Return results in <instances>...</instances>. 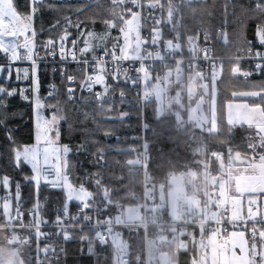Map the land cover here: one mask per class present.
I'll list each match as a JSON object with an SVG mask.
<instances>
[{"label":"trees","instance_id":"trees-1","mask_svg":"<svg viewBox=\"0 0 264 264\" xmlns=\"http://www.w3.org/2000/svg\"><path fill=\"white\" fill-rule=\"evenodd\" d=\"M122 1L44 0L45 5L55 7H45L36 17L34 26L38 30L37 43L46 40L50 35L58 36L62 32V28L67 26L65 17L70 19L78 16L83 21L85 30L82 44L86 34L91 30L102 32L113 21L118 20L123 23L129 18V15L125 13L127 4ZM151 1L153 2V16L159 21L163 32L162 44L168 41L175 43L178 40L181 46L187 50L189 39L197 36L201 25L209 29H216L224 23H228L227 41L225 43L215 42L214 55L217 57H233L236 47L243 44L246 39H257L258 29L264 25V0H185L179 5L180 22L177 24L175 21H171L169 15L171 0ZM15 2L20 11L27 12L29 10L28 0H15ZM58 20L60 24L56 25ZM41 26L46 30L43 33L39 32ZM146 27L151 29L153 26L148 23ZM37 50L40 53L42 51L39 48ZM82 57L91 58V55L86 53ZM2 61L3 58L0 55V65ZM241 66L242 64L236 60L224 59L222 61L220 75L216 83L217 130L215 132L204 131L203 133L202 130H196L188 123L181 126L180 119L173 115L160 116L157 99L148 105L146 113L149 125L144 138L147 141L149 153L147 166L152 174L163 178L169 169H174L180 175L186 173L190 168L201 170L202 165L198 160L202 161L203 157L192 151L191 136L194 131H196L195 135L199 136V139H195L197 140L196 144H204L207 147L206 153L209 151L221 153L225 161L231 152L247 158L251 154L257 156L264 153V143L261 144L259 138L255 137L253 127L232 125L227 120V104L235 100L234 93L264 90L262 75H254L250 79L233 75L235 69ZM65 68L68 75H76L79 81L80 74L74 65H68ZM194 68L199 69L198 65H195ZM52 69L53 66L40 65V94L44 98L48 116L55 113L64 117L61 119L58 129L61 142L71 149L67 155V174L70 182L75 187H83L91 193L90 206L106 207V210L102 209V216L117 215L120 213L121 207L127 208L136 205L138 201L134 197V193L142 188L143 174L136 166H127L125 162L140 160L143 136L139 128L128 127L123 120L112 119V117L123 114L129 108L123 103L111 102L104 107H111L112 111L102 113L98 110L100 105L95 101L79 103V101L69 100L66 93L69 82L62 81L60 69L56 68L55 73ZM175 78L176 74L173 76V79ZM52 84L57 86L58 92L49 95ZM0 86L15 87L18 91L22 88L21 83L15 82L14 72L10 80L0 77ZM28 96V100L23 99L19 94L7 98V108L0 109V113H3L0 115V119H4V125L0 126V179L4 176L10 179V189L0 183V198H3L8 190H12L15 197V186L19 182L21 190L19 202L25 212L35 200H45L44 217L53 220L54 209L60 206L65 192L41 184L38 194H34L33 183L24 179L25 175H33L30 166L22 164L17 167L14 163L13 149L22 148L35 141L34 105L30 95ZM246 100L250 104L260 105L264 109V95ZM48 104L56 105V107H47ZM109 129L116 130V136L120 138L119 143L113 137L104 135V131ZM6 131L11 133L12 141L7 138ZM131 147L135 149L132 150ZM214 159L213 166L217 165L216 159ZM185 190L189 194L192 192L191 187H186ZM204 193L206 192L197 190L196 196L200 198ZM0 200L3 201V199ZM70 205L75 207L76 202H72ZM23 221H31L30 216L25 214ZM20 222L14 221L13 225ZM10 225L11 223L3 215L0 206L1 228L7 229V231H20L21 234L24 233L22 237L28 234L31 242L29 250L28 252L25 249L21 251L25 264H49L42 261L43 245L36 237H33L34 230L13 228L9 227ZM119 230L130 241L132 258L136 259L138 255H141L144 259L146 244L142 230L140 228H121ZM88 234L90 232L87 229L82 231L73 229L72 235L75 238L68 244L67 264H122L116 257L112 242L100 243L88 240L85 237ZM89 241L92 254L87 252ZM162 247L172 257L178 255L176 259L181 261L190 257L188 256L190 250L184 252L179 250L176 253L175 248L167 243H162ZM131 264L146 263L132 261Z\"/></svg>","mask_w":264,"mask_h":264},{"label":"built area","instance_id":"built-area-1","mask_svg":"<svg viewBox=\"0 0 264 264\" xmlns=\"http://www.w3.org/2000/svg\"><path fill=\"white\" fill-rule=\"evenodd\" d=\"M122 2L127 4L125 13L136 19L140 50L135 56H120V76L114 79L112 75H109L107 83L111 87L109 93L111 102H120V95L123 94L124 96L125 102L123 104L129 108L123 113L126 114V118L123 119L126 126H133L141 130L143 141L140 147L142 149L140 160H128L125 165L136 166L142 172L143 185L139 192L134 195L138 201L137 204L120 208V213L117 215H120L121 221L116 220L117 215L102 216V209L106 210V207L101 209L100 215L92 214L90 212L92 206H90L89 200H83L80 215L85 219L72 225L71 229H78L79 231L87 229L90 232L85 236L88 240L100 243L112 242L116 257L122 264H131L132 261L142 262L147 261V259H143L141 255H138L136 259L132 258L130 241L120 233L119 229L121 228H140L146 247L151 242H160L171 245L176 251L181 250L184 245L196 239L215 238L226 248L233 233L248 232L253 234L257 231L264 234V202L261 199L250 194L237 196L235 200L244 204V216L241 219L227 218L228 210L224 201L218 196L214 197L210 191L196 199L185 189H181L178 174L174 169L167 170L163 178L157 174H152L147 166L149 153L147 141L144 138L146 134L145 111L148 105L157 98L155 82L160 79L164 82L180 65L185 67L198 65L199 70L210 73L219 66L221 67L224 59L236 60L242 64L241 67L235 69L233 74L235 77L243 79H250L254 75L264 77V70L256 71L257 64L264 65V58L256 55V53L264 55V43L258 39H246L243 44L236 47L233 57H217L214 55L215 42L225 43L228 38L229 26L228 23H224L216 29H209L201 25L197 36L191 38V42L197 40L191 49L188 48L186 51L181 48L176 49L173 45L161 43L163 32L159 26V21L153 16V2L151 0H123ZM71 20L79 21L80 28L69 27L72 36L69 37L68 47H71L72 39H77L79 41L77 44L78 57L81 60L88 59L91 61V58L80 56L78 51L81 48L84 35V33L82 35L83 21L81 19ZM148 23L153 26L151 29L146 27ZM40 54L44 55V52L41 51ZM104 59L106 70L111 73L114 64L110 57H104ZM3 61L6 62L5 56H3ZM40 65H50L57 69L62 66L65 68L68 65H74L80 74L79 81L86 75L82 64H77L71 60L61 61L59 56L55 58V62L51 58H46L40 62ZM95 72L96 69L90 64L87 68V74H95ZM68 86L76 89L72 98L68 96L69 100L95 101L93 95L82 89L79 82ZM25 88L29 89L28 87ZM101 91L103 89L100 85L93 89V92ZM105 99L107 100L109 97H105ZM131 149L134 150L135 148L131 147ZM9 191L14 221H21L17 225H13V221L9 227L33 229L35 231L33 237H36L43 245L42 261L49 264H67L68 244L73 239L65 241L62 236L56 235L58 229L52 226L53 220L44 217L45 200H38L41 211L35 218L41 216L47 223H36L33 221V216L29 210L33 205L27 212L23 207L15 209L17 201L12 190H8L3 195V200L9 198ZM126 209L140 212L141 219L130 221L124 219L122 213H126ZM70 210L72 213H77V203L75 207L70 205ZM25 214L30 216L31 221H23ZM215 215H219V217L216 218ZM44 233H51L52 235L42 238ZM51 245L55 246V252L49 251L46 257L45 248ZM62 249L63 251H61Z\"/></svg>","mask_w":264,"mask_h":264},{"label":"snow or ice","instance_id":"snow-or-ice-1","mask_svg":"<svg viewBox=\"0 0 264 264\" xmlns=\"http://www.w3.org/2000/svg\"><path fill=\"white\" fill-rule=\"evenodd\" d=\"M45 7L54 8L53 5H45L44 0H28V11L22 12L18 9L15 0H0V54L7 57L8 63L4 66H0V74L5 72L7 68L6 79H11L13 72H15V78L17 81L21 80H31V89L33 94L36 95V109H37V119H36V143L31 146H23L22 148L16 147L13 149L14 153V163L17 167L23 165L30 166V170L33 175H25L24 179L30 183H33L35 190L34 194H38L41 184L50 186L52 188H58L65 192L63 201L60 206L54 209V218L52 226L58 229L56 235L62 236V238L67 241L74 239L72 235L73 229L71 226L80 223L85 219L80 215L81 208L83 207V199L81 196L82 189L80 191L76 190V187L69 181L67 168V154L71 149L67 145H59V129L58 123L61 119H64L62 115L53 114L50 119L44 118L40 114V109L45 107L41 103V99L38 95L40 80H39V68L40 62L46 58H51L55 62V58L59 56L61 61H75L77 64H82L84 66V71L86 75L82 80L77 81L76 75H68L66 69L62 66L60 68L62 81L66 80L69 85L79 82L82 89L91 93L95 99V102L100 105L99 111L102 113L105 111L111 112L112 108H105L104 105L110 104L111 97L109 93L111 91L110 85L107 83V77L112 75L114 79L120 76L119 72V61L120 56L117 55V48L107 47L104 39L96 33H89L88 39L84 41V46L79 48L80 56H84L86 53L92 51V60L88 59L81 60L77 55V44L79 41L77 39L71 40V47H68L69 37L72 36V32L69 31V27L79 29L80 22L73 21L65 17V22L67 26L62 28V32L58 36H48L46 40L37 43L38 30L34 26V22L38 14H40ZM60 21L56 22L59 25ZM53 25V27H56ZM46 31L42 26L39 28V32L43 33ZM259 36L262 43H264V25L259 29ZM98 40V45H93L92 41ZM100 47L103 49V57H97L94 53V48ZM41 49L44 55L40 54ZM257 56L264 55L261 53H256ZM104 57H110L114 67L112 72L109 73L106 70V61ZM17 61H28L31 67H17L13 69L12 64ZM92 65L96 69L95 74H87V68ZM264 70V65L257 64L256 71L260 72ZM53 73L57 71L55 67L52 69ZM249 74H251L249 72ZM126 79V78H125ZM100 85L103 89L101 92H93L95 86ZM28 89H20L7 86H0V109L7 108V98H11L19 94L23 99L28 100L29 96L26 95ZM76 89L74 87L68 86L66 88V93L69 98L73 97ZM58 92V88L55 84H52L50 88L49 95H54ZM109 97V99H105ZM120 102H125L123 94L120 95ZM47 107L55 108L56 105L48 104ZM3 115V113H0ZM7 117L5 116V119ZM126 118V114H121L119 116L112 117V119L123 120ZM4 125V119H0V126ZM105 136L113 137L116 142H120V138L116 136L115 129H109L104 131ZM7 138L12 141V135L10 132L6 131ZM43 145V146H41ZM54 161V162H53ZM6 188L10 189V179L4 176L0 179ZM21 196L20 184L16 183L15 186V199L17 201L16 208L22 207L19 200ZM4 199V198H0ZM6 202L11 204V193L9 191V198L0 205L6 206ZM72 202L77 203V213H72L70 210V204ZM33 216V221L39 220L40 223L45 224L47 221L44 218L36 219L35 217L41 211V205L38 200H35L33 206L29 209ZM51 233H44L42 238L51 236ZM89 247L87 252L92 254L91 242L89 241ZM39 251V249H37ZM49 251L55 252V246L45 248V256ZM63 251V249L61 250ZM58 261V258H57Z\"/></svg>","mask_w":264,"mask_h":264},{"label":"rangeland","instance_id":"rangeland-1","mask_svg":"<svg viewBox=\"0 0 264 264\" xmlns=\"http://www.w3.org/2000/svg\"><path fill=\"white\" fill-rule=\"evenodd\" d=\"M182 1L185 0H171V8L169 10V15L171 21H175L176 24L180 22L179 20V5ZM188 1V0H187ZM157 7V6H156ZM79 19L78 16H74L70 19ZM84 29L82 35L84 33ZM96 33L99 34L105 41L107 47H115L117 48V55L119 56H133L137 54L138 50V41H139V31L137 28L136 19L129 16L123 23L120 21H113L112 23L108 24L106 28L102 32H96L91 30L89 33ZM84 41L88 39V34ZM258 40H260L259 32H257ZM84 41L81 44V47L84 46ZM261 41V40H260ZM194 42V43H193ZM191 43V44H190ZM197 40L189 39V45L187 49H191L192 45L196 44ZM93 45H98V40L92 41ZM167 44L173 45L176 49H183L185 48L181 46L179 41H168ZM94 53L97 57H103V49L100 47L94 48ZM92 55L93 52H88ZM221 67L219 66L215 69L211 74L207 73L206 71L199 70V69H192L191 66L186 67L184 65H180L177 67L175 74L176 78L173 80L171 75L163 80H158L155 82V92L157 94L158 100V110L160 116L166 115H173L180 119V125L184 126L187 123L195 128L196 130L200 129L204 133V131L211 132L217 130V122H216V83L217 79L220 75ZM7 73V69H5ZM185 72H187L185 74ZM1 75V74H0ZM173 75V74H172ZM18 82V81H16ZM22 85L32 84L31 80H23L20 81ZM26 83V84H25ZM173 83V84H172ZM25 86H22L24 89ZM30 89V87H28ZM27 95H30L31 100L33 101L34 105V114H35V137H36V119H37V109H36V95L32 94V89L27 91ZM34 95V97H33ZM38 95L41 99V103L45 105L44 98L41 94ZM33 98V99H32ZM229 104V103H228ZM227 104V105H228ZM40 114L46 118L50 119L51 116L55 113H52L50 116L46 114V105L45 107L41 108ZM186 112V114H185ZM185 115V116H184ZM184 116V120L182 117ZM227 120L229 123H232L233 119L228 118ZM61 120L59 121L58 125L60 124ZM60 133V132H59ZM196 131L192 134V151L193 153L201 154L203 157L202 161L199 159L198 162L202 165L201 170H196L194 168H190L186 173L183 175L178 174V182L181 186V189L184 190L186 187H191L192 192L191 195L198 198L196 196L197 190H202L203 192L210 191L214 197L217 196L215 190L216 186L223 184L228 177V167L232 163L234 156L230 155L225 161L224 156L221 153H214L209 151L206 153V146L204 144H196L195 139H199L197 137ZM201 142V141H200ZM36 143V139L32 144L25 145L31 146ZM59 145H66L61 142L59 137L58 141ZM43 146V145H41ZM69 147V146H68ZM235 153V152H232ZM69 154V153H68ZM67 154V155H68ZM238 153L235 155L237 156ZM239 157H243L238 154ZM216 159L217 165L213 166V159ZM243 157L242 159H244ZM214 159V160H215ZM54 162V161H53ZM226 178V179H225ZM70 181V180H69ZM81 192V196L83 200H88L91 198V193L85 188H77V191ZM221 197L224 200L226 206L229 209V216L233 218L234 216H241L244 212V206L240 203H235V199L229 197L228 194L223 192V189L220 191ZM219 194V195H220ZM5 200H0V205H2ZM2 207V206H1ZM3 213H5L6 218L9 220L10 223H13L15 217L12 213L11 204L6 202V206L2 208ZM126 213H122L124 219L130 220H140L141 215L140 212L136 211H129L126 209ZM215 217H219V215H215ZM42 217L38 216L36 219ZM116 220H120V215H117ZM36 223H40L39 220L35 221ZM37 231V230H36ZM35 232V231H34ZM38 233V231H37ZM24 233L21 234L20 231H7V229H3L0 227V264H25L21 251L25 249L28 252V247H30V240L28 238V234L22 237ZM254 236H258L255 234ZM253 239H255L253 237ZM251 239H248L246 235L242 233H234L230 236V243L229 248L227 250L221 251L219 253V263L218 264H254L257 261L259 256L257 248L252 246L251 248H247V244ZM258 242H254L256 245ZM162 243L160 242H151L148 244L147 249V264H208V260H210L209 255L207 252H203L204 250L201 249L198 255H190L188 259L181 261L180 259L172 258L170 254L167 252H163L158 250L159 246ZM241 246L242 252L239 253L236 250V246ZM158 247V248H157ZM252 252V253H251ZM264 255V251L262 253ZM264 261V257L262 258ZM264 264V262H262Z\"/></svg>","mask_w":264,"mask_h":264},{"label":"crops","instance_id":"crops-1","mask_svg":"<svg viewBox=\"0 0 264 264\" xmlns=\"http://www.w3.org/2000/svg\"><path fill=\"white\" fill-rule=\"evenodd\" d=\"M257 39H259L258 36H257ZM139 50H140V38L138 41L137 54ZM0 55L3 58L4 55L3 54H0ZM7 61L8 60L6 57V62ZM6 62L2 61L1 62L2 64L0 66L6 65L8 63ZM12 67L13 69L17 67H20V68L29 67L30 68L31 64L28 61H17L15 62V64H12ZM192 69L196 70L194 67H192ZM172 74L173 75L171 76V78L174 83L175 79H173V76L175 75V72H173ZM6 75L7 73L4 72L3 74L0 75V77L6 79ZM16 81L17 80L15 78V82ZM21 82H23V80H21ZM18 83H20V81H18ZM21 86L30 87L28 91L31 90L30 84L28 85L21 84ZM32 94H33V91H32ZM39 94H40V87H39ZM260 95H264V90L254 91V92L234 93L235 100L232 102H229V104L227 105V114H228V118L231 117V119H233L232 123L230 124L247 125V126L253 127L255 137L257 136L261 144H263L264 143V109L262 108V106L252 105L246 100V99H251V98H258ZM34 117H35V114H34ZM235 154L236 153H232V152L230 154L234 156L235 159H233L232 163L228 167L229 170L227 174L228 175L227 179L225 178L226 179L225 182H223V184H220L219 186H216L215 190L213 191L217 193V196L222 201L224 200L222 199L221 194H220L221 189H223V192L228 194L229 197H231L232 199H236V197L239 195L250 194V195H254L256 198H259L264 202V153L258 154L257 156L254 154H251L249 158L245 157L244 159H242L243 157H239L238 154L237 156ZM235 203H240L244 206L242 202L236 201ZM227 210L228 212H227L226 217L231 218L229 216L228 207H227ZM3 215H6V214L3 213ZM243 216H244V212H243V215L234 216L232 219H241ZM240 233L246 235L248 239H251L247 244V248H251L252 246H255L257 248L259 256L257 258V261H255L254 264H262V262H264L262 260V258L264 257V255H262L264 251V234L258 233L257 231L253 232V234H249L248 232H240ZM255 234H257L258 236L257 237L254 236ZM253 237L255 239H253ZM255 240L256 242H258L256 245H254ZM158 246H159V248L157 247L158 250L165 252L162 247V244ZM227 247L229 248V246ZM227 247L225 248L215 238H205V239H196L193 242L184 245L181 248V250L183 252L190 250L188 254V256H190L191 254L198 255L200 250L203 249L204 250L203 252H207L209 255L210 260H208V264H218L219 259H220L219 253L223 251V249L227 250ZM147 249H148V245L146 247V257L144 258L145 260L147 259ZM242 249L243 248L241 246H238V245L236 246V250L239 253L242 252ZM228 251H230V248ZM183 254L185 255L186 253H183ZM177 256L178 255H174L172 258H176ZM144 262L147 264L148 259L147 261H144Z\"/></svg>","mask_w":264,"mask_h":264},{"label":"bare ground","instance_id":"bare-ground-1","mask_svg":"<svg viewBox=\"0 0 264 264\" xmlns=\"http://www.w3.org/2000/svg\"><path fill=\"white\" fill-rule=\"evenodd\" d=\"M153 7H152V13H153ZM153 15H154V13H153ZM78 19V18H77ZM79 20V19H78ZM66 69V68H65ZM68 83V82H67ZM68 85V84H67ZM29 90V89H28ZM68 97V96H67ZM73 102H75V101H73ZM80 103V102H79ZM146 111H147V109H146ZM146 111H145V117H146V119H145V127H146V130L148 129V121H147V113H146ZM130 127H133V126H130ZM134 129V128H133ZM136 130V129H135ZM146 130H145V132H146ZM119 165L121 166V163H119ZM140 190V189H139ZM139 190L137 191V192H139ZM137 192H135L134 193V195L137 193ZM89 200V199H88ZM91 204V203H90ZM107 205V204H106ZM105 205V206H106ZM46 208V207H45ZM56 208V207H55ZM124 208V207H123ZM101 209H102V207L100 206V205H95L94 207H92L91 209H90V212L92 213V214H97V215H100V211H101ZM119 209V208H118ZM115 215V214H114ZM120 221V220H119ZM75 230V229H74ZM77 230V229H76ZM74 235V234H73ZM193 242V241H192Z\"/></svg>","mask_w":264,"mask_h":264}]
</instances>
